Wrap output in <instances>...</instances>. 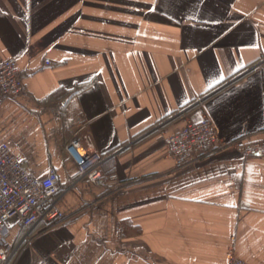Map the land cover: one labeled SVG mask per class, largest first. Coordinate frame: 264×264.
Returning <instances> with one entry per match:
<instances>
[{"label":"crops","instance_id":"obj_1","mask_svg":"<svg viewBox=\"0 0 264 264\" xmlns=\"http://www.w3.org/2000/svg\"><path fill=\"white\" fill-rule=\"evenodd\" d=\"M263 59L264 0H0L24 87L0 96V146L64 186L86 134L105 177L58 221L8 222L9 264H264V160L228 146L264 138ZM204 119L217 143L177 168L168 137Z\"/></svg>","mask_w":264,"mask_h":264},{"label":"built area","instance_id":"obj_2","mask_svg":"<svg viewBox=\"0 0 264 264\" xmlns=\"http://www.w3.org/2000/svg\"><path fill=\"white\" fill-rule=\"evenodd\" d=\"M264 61V59H263ZM48 66L49 64L46 63ZM20 69L15 60L0 63V96L16 97L23 90ZM218 141L216 126L209 119L186 125L167 139V154L177 168L190 164L194 156ZM228 146L237 148L244 156L264 160V138H240ZM64 153L76 165L77 173L64 186H59L55 171L38 180L15 159L6 145L0 146V263L9 264L16 248L9 246L2 233L10 221L20 229H31L40 222H55L62 218L56 209L57 200L74 188L79 180L93 184L104 181L102 159L89 135L75 134L64 147ZM112 179V177H109ZM41 264H49L43 262ZM228 264H246L243 260L230 258Z\"/></svg>","mask_w":264,"mask_h":264},{"label":"trees","instance_id":"obj_3","mask_svg":"<svg viewBox=\"0 0 264 264\" xmlns=\"http://www.w3.org/2000/svg\"><path fill=\"white\" fill-rule=\"evenodd\" d=\"M254 65H255V64H252V66H249L248 70H249L250 68H252Z\"/></svg>","mask_w":264,"mask_h":264}]
</instances>
